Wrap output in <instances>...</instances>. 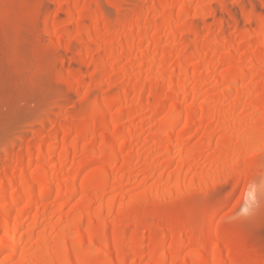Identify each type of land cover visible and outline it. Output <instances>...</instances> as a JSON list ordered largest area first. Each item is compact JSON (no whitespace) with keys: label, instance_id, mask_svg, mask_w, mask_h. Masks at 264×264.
<instances>
[{"label":"rangeland","instance_id":"374dc122","mask_svg":"<svg viewBox=\"0 0 264 264\" xmlns=\"http://www.w3.org/2000/svg\"><path fill=\"white\" fill-rule=\"evenodd\" d=\"M32 1L5 0V4L12 2L18 5L16 9L38 12L33 28L39 29L38 35H42L38 37L40 43L51 46L55 42L53 39L60 40L62 54L55 63L61 74L58 80L62 81L64 73L70 74L71 79L68 84L60 82L64 94L55 100L41 123L32 128V131H38L37 137L32 138L33 132L27 130L15 138L14 145L11 143L1 152L0 176L17 175L24 168L26 172L32 171L38 161L36 148L47 137L45 143L56 144L53 160L49 161L55 162H51L48 170L54 167L53 170L60 172L56 184H61V188L57 187L62 194L53 191L48 198L41 199L43 203L38 201L37 207L41 204L39 209L47 210L38 224L33 220L35 208L25 212L18 233V236H24L22 244L17 255L6 264H21L26 254L34 256L40 263L44 260L40 252L42 239L51 238L50 242L57 239L56 231L59 230L56 229L70 225L81 208H89L92 214L106 210L109 204L117 209L129 196L133 199L140 195L138 190L165 184L170 172H187L190 176L207 173L206 180L202 181L204 184H197L203 187L196 197L205 198V210L214 206L224 208L207 219L208 223L202 227L195 220L206 218V212L192 210L186 215L176 214L159 222L157 218L165 213L160 208L151 212L154 217L148 221L143 238H135L133 236L141 229L139 217L148 215L150 210L145 209L147 203L132 202L105 220L87 222L73 230L72 234L82 233L95 241L93 250L83 253L80 264H119L121 260L125 264H157L163 249L167 255L162 264H201L198 263L201 257L208 260L205 264H264V0H62L64 11L58 12L53 37L48 35L45 25L49 16L53 20L59 5L52 4L51 0H34L35 6L29 4ZM1 2L2 7H8ZM184 2L190 7L186 18L178 15ZM68 8L76 11L73 9L67 14ZM95 11L97 14L91 17ZM167 15L171 16V21L162 25ZM23 24H28L26 19ZM145 29L148 31L146 38L141 34ZM157 38L161 41L155 47ZM182 55L187 57L185 67L188 71L182 86L185 92L192 90L193 94L187 91L190 95L184 90L176 94L169 80L164 81L168 82L166 85L160 79L164 72L172 73V76L179 74L178 58ZM204 56L212 64L203 65L197 72ZM238 72L243 73L242 79L233 75ZM200 74L202 79L197 80ZM154 78L159 80L152 81ZM142 82L141 96L135 99L132 92ZM230 88L231 94L225 95ZM152 89L162 96H152ZM119 92L128 95L123 101L111 103L100 113H95L96 99H109ZM177 96L180 98L179 109L208 104L224 109V113L219 110L208 115L197 113L182 134L184 144H177L176 155L170 158L164 152L166 148H158L157 143L170 130L167 114ZM159 104L162 107L155 110L153 107ZM235 105L237 108L233 110ZM120 124L132 125L130 130L129 127L125 130L126 134L123 132L127 141H114L106 150L104 142ZM86 125L92 128L80 131ZM183 125L184 117L174 126V133H179ZM65 126L68 127L64 129ZM81 132L85 135L76 145L77 151L59 156ZM63 138L65 140L61 141ZM248 139L252 144L242 147L241 140ZM30 142L34 146V155L25 163L21 159L27 155ZM90 142H94L96 148L83 150L84 143ZM92 157L97 159L93 165L88 163ZM53 170L51 172L56 173ZM97 170L107 171L110 175L102 179L96 176ZM44 177L36 187L41 186ZM86 177L93 181H88L87 187H79L72 194L65 191L68 181L75 178L79 183ZM198 181L195 179V185ZM175 183L174 180L171 185ZM17 186L22 188L24 183ZM11 190L8 186L4 195L0 194V208ZM101 190L105 197L99 203L89 205L87 201ZM189 192L184 190L183 194ZM16 199L13 202L15 210L26 203L22 196ZM148 206L150 208V203ZM60 207L61 211L56 213ZM29 224L35 228H32V235L29 233L30 240L26 239ZM217 225L223 232L217 242L212 241L207 247L193 243L178 258L170 254L187 238L195 242L201 237L207 238ZM121 226L126 230L121 231ZM152 236L154 239H150ZM24 239L28 240H25L27 244ZM160 239L165 240V246L158 248ZM105 241H108V252L102 257L98 252ZM249 243L252 246L245 247ZM216 250L219 258L213 263ZM4 251L0 252V264H5V255L9 253ZM196 254L197 257L192 259Z\"/></svg>","mask_w":264,"mask_h":264},{"label":"bare ground","instance_id":"6f19581e","mask_svg":"<svg viewBox=\"0 0 264 264\" xmlns=\"http://www.w3.org/2000/svg\"><path fill=\"white\" fill-rule=\"evenodd\" d=\"M5 4V0H2ZM12 1V0H11ZM27 2V1H26ZM33 3L29 4H35ZM39 2V1H37ZM54 5H59L58 11L53 13V20H51L50 16L47 18L46 22V30L49 33L48 35L53 37L54 35V29L53 25L56 22V18L59 15V11L64 9L62 8V0H56L50 1ZM16 3V2H15ZM23 3V2H22ZM185 3V2H184ZM27 4V3H26ZM25 4V6H26ZM8 7H2L0 5V154L2 151L7 150L8 145H14L13 141H16V137L20 136L25 133V131L30 130L33 132L32 138L37 137V132L32 131V128L35 127L34 125L37 123H41V120H43V116H46L49 114L51 107L55 100L62 94H64V89L61 86V83L68 84L70 82V74L64 73L62 81L59 82V71L57 68L56 61L60 58V55L62 54L60 51L61 45H60V40L56 42V40L53 41V45H48L46 46L42 45L40 43V37L38 30L33 28V23L34 19L38 18V12L36 13L34 10V14L32 11H24L21 9H16V5L14 6L11 3L5 4ZM4 5V6H5ZM24 5V4H23ZM28 5V4H27ZM18 6V5H17ZM22 6V5H21ZM33 6V5H32ZM36 6V4H35ZM34 6V7H35ZM61 6V7H60ZM24 7V6H22ZM50 7V6H49ZM202 7V6H201ZM47 8V7H46ZM52 8V7H51ZM189 6L187 3L184 4V8H182L179 12V17H185L188 16L189 14ZM29 9V8H28ZM31 9V8H30ZM33 9V8H32ZM49 10V8H47ZM68 8L66 10L67 14H71L73 9ZM45 10V9H44ZM48 10L46 12H48ZM51 10V9H50ZM104 10V9H103ZM228 10V9H227ZM40 11V10H38ZM76 11V9H75ZM102 11V10H101ZM30 12V13H29ZM43 12V11H42ZM103 12V11H102ZM49 13V12H48ZM105 14L109 13L108 11L104 12ZM97 12L91 13L92 15H96ZM40 15V14H39ZM109 15V14H107ZM24 19H26L28 24H23ZM38 20V19H37ZM35 20V22L37 21ZM23 21V22H22ZM171 21V16L167 15L165 17V20H163L161 23L162 25L169 24ZM108 23V22H107ZM30 24L32 26H30ZM109 25V24H107ZM161 25V27H162ZM160 27L159 25H157ZM169 26V25H168ZM36 27V26H35ZM148 32L147 29L143 30L141 32L142 35L145 36V33ZM194 32V31H193ZM147 35V33H146ZM42 36V35H41ZM141 38V36H140ZM146 38V36H145ZM51 39V38H50ZM50 41V40H49ZM52 41V42H53ZM160 39L157 38L154 40V46L157 47L160 44ZM153 42V41H152ZM45 44V43H44ZM50 44V43H49ZM63 46V45H62ZM86 48V47H85ZM158 49V48H157ZM64 50V49H63ZM85 50V49H84ZM60 51V53H59ZM84 54V53H83ZM203 58V57H202ZM211 59V58H210ZM64 60V58H63ZM54 61V64H53ZM61 62V60H60ZM187 62V57L186 55L179 56L178 58V70L179 74L177 76H171L168 75L167 72H164L161 76L160 79L162 82L169 80L171 83L170 87L174 86V92L176 94H180L183 92L186 95H190L187 93V91L191 92L190 90L187 89L185 92L184 85L182 86V83L185 81L186 75H187V68L185 67ZM223 62V61H222ZM212 64L211 61L204 56V58L201 60L199 67L196 69L197 72H200L202 69L201 67L203 65ZM61 65V63H60ZM62 66V65H61ZM63 67V66H62ZM61 72L62 68H61ZM60 72V73H61ZM204 74V72H203ZM235 75L236 79H242L243 73H236L233 74ZM199 77L197 80L202 79V74L198 75ZM62 77V76H61ZM159 80V78H154V80ZM144 82L139 83L136 87V90H133L132 95L136 99H139L141 96V89L144 87ZM165 83V82H164ZM168 83V82H166ZM165 83V84H166ZM185 83V82H184ZM167 85V84H166ZM234 85L230 86L233 87ZM183 87V88H182ZM138 88V89H137ZM254 88V87H253ZM251 87V89H253ZM152 96L154 97H161V93L152 89ZM232 91V88L227 89L225 95H230ZM194 92V91H193ZM196 92V91H195ZM192 93V92H191ZM193 94V93H192ZM128 94L126 93H117L114 97L112 98H105V99H96L94 102V111L95 113H100L104 108H106L109 104L120 101L127 96ZM180 96V95H179ZM129 97V96H128ZM192 97V96H191ZM176 101L174 104L169 107V113L168 115V122H169V127L170 130L167 133H165L164 138L159 140V147L158 148H166V154H169L170 158L175 157L176 153L175 152V147L177 144L183 145V140H182V134L188 129V127L191 125L192 118L200 112L202 115H208L212 114L213 112L215 113L216 110H219V112L224 113V109L221 110L220 107H211L208 104H203L200 107L193 105H190V107L186 108L185 110L179 109V104H180V98L178 96L176 97ZM237 105L233 106L235 108ZM138 107V105H137ZM162 107L161 104L155 105L153 108L155 110H158ZM222 108V107H221ZM237 108V107H236ZM235 108V109H236ZM259 107H256V109ZM261 108V107H260ZM231 109V108H230ZM231 109V110H232ZM140 110H142L140 108ZM221 110V111H220ZM228 110V109H227ZM234 110V109H233ZM229 111V110H228ZM184 117V125L181 129V131L177 134L174 133V126L176 123ZM236 122V121H235ZM100 123H104V121L100 120ZM132 126V125H131ZM130 126V127H131ZM68 126H65L64 129H66ZM129 127V125H128ZM127 125L125 124H120L117 128H115V132L113 135H111L105 142L104 145L106 147V150L109 149V145L114 142H126L127 139L125 140L123 136V132L125 133L126 129L128 128ZM129 127V130L131 129ZM92 126L86 125L83 128H81L80 131L90 129ZM65 131V130H64ZM41 134V133H40ZM126 134V133H125ZM80 136H77L76 138H73L71 141V144L68 147H64L60 153L59 156H67L70 151L76 150L77 147L76 145L80 142V138H82L85 135V132H81L79 134ZM18 137V138H20ZM24 137V136H23ZM47 137H45V141ZM65 138L61 139V141H64ZM146 140V139H145ZM241 140V145L242 147H249L252 144V140ZM255 141L257 140V137L254 139ZM44 143L36 148V156H37V165L36 167L30 171L26 172L25 168L21 170V172L17 175L15 174H10L6 176H0V194L5 193V190L8 186L12 187L11 192L9 193L8 196H6L5 201L2 203L1 208H0V252H3L4 250L9 252L5 253V264L7 263L8 260H10L11 257L17 255L18 252V247L22 244V239L24 236L21 234L18 236L20 225H23L21 222L22 219H24V215L27 213L26 211L28 209H34L35 212L33 214L34 217V223H37L38 221L40 222L41 215H45V212L47 210H40V205H38V201L43 199V198H48L53 191L58 190V194H62L61 189V184L60 186L56 184L59 181V178L61 177L60 172H56L57 170H53L54 167L51 169L56 172L52 173L48 168H50L51 162L50 160H53V150L55 148L54 145L52 144L49 145L47 142ZM144 141V139H143ZM157 141V140H156ZM32 143L27 144V155L21 159L22 162L28 163L31 159L32 156L34 155V146ZM146 144V143H145ZM10 145V146H11ZM143 145V144H142ZM240 145V146H241ZM263 149H264V140L262 141ZM20 146V145H19ZM21 147V146H20ZM96 148L94 142L90 143H84L83 145V150L86 149H93ZM157 147V146H156ZM164 148V150H165ZM158 149V150H160ZM134 150V149H133ZM137 152V151H136ZM159 153V152H157ZM161 153V152H160ZM159 153V154H160ZM1 156V155H0ZM152 157V156H151ZM11 158V157H10ZM152 159V158H151ZM97 161L96 158H91L90 161L88 162L89 164L95 163ZM55 162V161H53ZM52 162V163H53ZM9 164V163H8ZM11 165V164H9ZM24 165V163H23ZM61 165V164H60ZM152 165V164H151ZM156 165V164H154ZM54 166V165H53ZM58 167V166H57ZM62 167V165H61ZM7 169V168H5ZM59 169V168H58ZM118 169V168H117ZM116 169V170H117ZM61 170V169H60ZM154 170V169H153ZM59 171V170H58ZM62 173V172H61ZM171 173V174H170ZM168 173L165 178V184H157V186H148L145 187L142 190H138V193L140 195L135 196L133 199L127 195V201L125 200L117 209L113 208L109 205H107L106 210L101 209L97 211L96 213L92 214L89 208L83 210L81 208L78 212V214L75 216V218L72 220V223L70 225H66V227H60V229H56L59 231L58 232V237L57 239L54 238L53 241L50 242L49 240H46L45 238L42 239L40 237V240L42 239V244L41 247L38 245L41 251V256L44 258V262L40 261L37 262L35 257L26 254L24 255V259L22 260L21 264H70L73 262V264H80L81 262V257L84 252H88L92 249L93 245L95 244L94 239L89 236V238H86V236L82 233H77V234H72L73 230L76 227H80L83 225H86L87 222H93V221H101L105 220L107 216H109L112 213H118L122 211L125 207L129 206L132 202L136 203H147L149 205L150 203V208L149 206L147 207L146 205V210L147 208L150 210L149 212L155 213L158 210H161L160 208H163L165 210V213L161 216H159L157 221L162 222L166 220L169 217H173L176 214L180 215H186V212H190L192 210H197L200 212H206L208 215L206 218H198L195 220V222H199L200 225L199 227L205 226L209 218L214 216V213H217L218 211L222 210L224 206H214L209 210H205V198H197L196 196L198 195V192H201V188L203 187L201 184V188L199 185H197L199 182H202L206 180V176L208 175L207 173L204 174H199V175H188V173ZM96 176L103 178H108L110 173L103 171H96ZM45 176V177H44ZM44 177L43 182L40 187H36L38 184V181ZM71 179V177L69 178ZM72 180L68 181L67 184L65 185V191L69 194H72L75 192L77 189L80 188H85L87 187L88 181H92L90 178L86 177L84 178L83 181L77 182V180ZM195 179H197L198 182H196V185L194 183ZM58 180V181H57ZM175 184L171 185L172 183ZM161 181V180H160ZM24 183V187L19 188L17 185L18 183ZM61 182V181H60ZM93 182V181H92ZM164 182V181H163ZM203 183V182H202ZM204 184V183H203ZM58 186V187H57ZM199 186V187H198ZM18 187V188H17ZM206 190L208 189L207 187L205 188ZM184 190H190L189 193L186 195L183 194ZM61 192V193H60ZM211 193V192H210ZM214 193V192H213ZM105 192L104 191H97L95 192L94 195H92L91 199L87 201L89 205H92L94 203H99L104 196ZM124 196V198L126 197ZM176 195V196H175ZM21 196L25 199L26 198V203L18 208L14 209V201L16 198H21ZM145 199H141V198ZM151 197V198H150ZM123 198V197H122ZM70 199V198H69ZM17 200V199H16ZM44 200V199H43ZM41 200V202L43 201ZM46 200V199H45ZM70 202V200H68ZM68 201L65 203L67 204ZM113 202V201H112ZM111 202V203H112ZM115 202V201H114ZM190 202V203H189ZM43 203V202H42ZM64 203V204H65ZM160 203H165L164 205ZM170 203V204H168ZM63 205H61L62 207ZM45 207V206H44ZM56 209V213H59L61 209L63 208ZM43 208V207H42ZM45 209V208H44ZM146 210L144 212H146ZM148 211V210H147ZM26 212V213H25ZM54 213V214H56ZM146 215L144 214L143 217H139V221L141 223V229L140 232L133 237H139L143 238L144 232L146 229H148V221L154 217V215L151 214ZM47 215V213H46ZM205 215V214H204ZM138 216V215H135ZM134 216V217H135ZM203 216V215H202ZM206 216V215H205ZM43 217V216H42ZM2 218V219H1ZM208 219V220H207ZM32 220V222H33ZM38 222V223H39ZM33 223V224H34ZM37 223V224H38ZM31 224V223H30ZM30 227L29 230H27V227L25 230L26 232V239L27 237L31 234L32 235V228L35 230L34 227ZM36 227V224H34ZM33 225V226H34ZM195 226V225H194ZM22 227V226H21ZM57 227V226H56ZM55 230V228L53 227ZM121 231H125L126 228L121 226L120 227ZM200 231H202L200 229ZM22 232V231H20ZM30 233V234H29ZM201 233V232H200ZM223 232L221 231L220 226H215L207 236V238L203 239L202 237L198 241H194L192 238H187L185 241H181V243L178 245L177 249L174 250L173 252H169L173 257H179L182 255V253L185 251L187 247L192 245L193 243H199L202 247H207L209 243L212 241H218L220 239V235ZM22 234L25 235L23 232ZM34 234V233H33ZM56 234V236H57ZM30 235V236H31ZM202 235V234H200ZM48 236V235H47ZM175 239V234L172 235ZM171 236V237H172ZM49 238V237H48ZM24 239V241L26 240ZM88 239V240H86ZM154 239V236L152 238ZM171 239L172 241H174ZM28 240L29 237H28ZM26 240V241H28ZM39 240V241H40ZM161 240V239H160ZM26 241L24 242L25 244ZM86 242V243H84ZM172 243V242H171ZM40 244V243H39ZM165 246V240H161L158 244V248ZM252 243L247 244L245 247H251ZM22 247V246H21ZM93 250V249H92ZM91 250V251H92ZM164 252L161 253L159 256L157 264H162L165 259V256L167 255L165 249H163ZM4 251V252H5ZM108 252V241H105V245L101 247V250H99L100 256H105V254ZM218 250L214 252L212 262L215 263L218 261ZM25 253V252H24ZM28 253V252H27ZM171 256V257H172ZM197 257L196 255H192V259H195ZM198 263L205 264L208 262V260L204 257L199 258ZM43 262V263H42ZM119 264H125L123 260L120 261Z\"/></svg>","mask_w":264,"mask_h":264}]
</instances>
